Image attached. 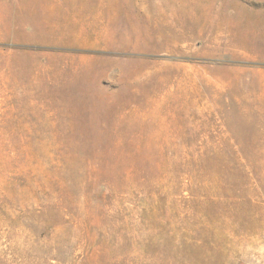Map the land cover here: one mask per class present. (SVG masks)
<instances>
[{"label": "rangeland", "instance_id": "1", "mask_svg": "<svg viewBox=\"0 0 264 264\" xmlns=\"http://www.w3.org/2000/svg\"><path fill=\"white\" fill-rule=\"evenodd\" d=\"M0 264H264V0H0Z\"/></svg>", "mask_w": 264, "mask_h": 264}]
</instances>
